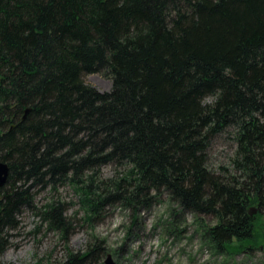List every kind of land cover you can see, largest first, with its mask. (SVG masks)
<instances>
[{"label":"trees","instance_id":"obj_1","mask_svg":"<svg viewBox=\"0 0 264 264\" xmlns=\"http://www.w3.org/2000/svg\"><path fill=\"white\" fill-rule=\"evenodd\" d=\"M93 73L109 91L85 83ZM221 136L233 155L214 170ZM0 161V235L33 187L65 183L89 223L163 191L216 220L205 235L218 251L264 250V0H0ZM104 165L125 171L104 181ZM64 211L39 215L66 239Z\"/></svg>","mask_w":264,"mask_h":264},{"label":"rangeland","instance_id":"obj_2","mask_svg":"<svg viewBox=\"0 0 264 264\" xmlns=\"http://www.w3.org/2000/svg\"><path fill=\"white\" fill-rule=\"evenodd\" d=\"M83 79L102 92L111 88V80L99 73ZM233 150L230 138L219 137L208 153L210 166L214 170L227 166ZM124 171L104 165L98 175L107 181ZM31 194L33 208L20 209L13 226L0 235V264H62L68 252L83 254L98 243L102 255L90 264H104L107 255L114 264H264L263 249L231 255L218 251L205 235L216 220L181 209L163 191L149 208L133 211L119 203L102 205L90 223L70 184L33 187ZM52 201L65 210L66 239L59 230L49 229L39 215L42 206Z\"/></svg>","mask_w":264,"mask_h":264},{"label":"water","instance_id":"obj_3","mask_svg":"<svg viewBox=\"0 0 264 264\" xmlns=\"http://www.w3.org/2000/svg\"><path fill=\"white\" fill-rule=\"evenodd\" d=\"M27 111L28 110L25 111L24 116L26 115ZM8 172H9L8 165L6 163L0 161V188H2L6 184ZM104 264H114L110 255H107V257L104 261Z\"/></svg>","mask_w":264,"mask_h":264}]
</instances>
